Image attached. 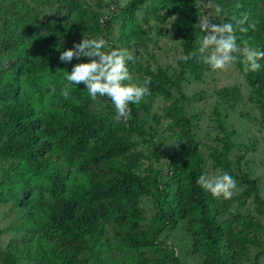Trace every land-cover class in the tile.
I'll return each mask as SVG.
<instances>
[{
    "label": "trees",
    "instance_id": "trees-1",
    "mask_svg": "<svg viewBox=\"0 0 264 264\" xmlns=\"http://www.w3.org/2000/svg\"><path fill=\"white\" fill-rule=\"evenodd\" d=\"M147 1L129 0L114 14L104 16L88 3L71 0L69 18L59 26L36 28L29 34L18 30L16 48L9 54L13 59L0 66V160L10 161L8 173L13 171L15 178L12 184L5 179L0 183V201L9 194L27 211L31 238L25 254L34 264H91L81 253L95 248L99 264H177L173 250L151 261L140 256V249L157 247L159 235L186 218L191 223L186 228L193 237L194 251L205 257L204 264H236L250 246L259 249L254 264H262L259 257L264 255V239L258 233L264 224L241 212L224 217L229 200L213 198L196 183L205 174V158L193 133L192 119L184 110L187 96L180 82L186 69L199 77L201 61L181 60L178 75H172L162 66L153 69L148 62L140 61L139 52L132 54L135 62H128L129 72L138 73V82L151 77V95L139 105H129L131 113L126 122L116 121L115 108L106 98L111 111L96 113L84 85H71L65 79L73 64L87 58L62 63L60 53L82 38H94L102 30L111 33L115 20L119 21L120 42L129 45L131 41H143L136 11ZM261 1L217 0L226 12L220 23L245 13L250 22H256L255 30L237 33L242 37L237 41L241 46L247 41L248 46L264 50ZM145 12L160 24L180 14L174 20L173 33L180 42L181 56L198 49L193 23L199 12L194 0H153ZM165 31L164 26H157V33ZM111 43L112 48H118ZM260 63L261 69L254 73H245L239 61L235 64L250 86V100L259 109L264 124V60ZM65 89L70 93L68 97L62 95ZM159 98L166 104L163 115L156 114L154 118L171 119L177 145L165 146L163 153L157 152L154 145L153 155L156 159L168 158L169 171L177 178L173 192L170 185L159 189L161 170L152 163L144 168L146 174L138 170L144 155L135 148L138 142L132 138L133 133H145L138 119L142 111L149 113ZM219 124L224 135L222 146L211 148L210 156L216 166L232 174L228 153L236 145L231 140L233 132L221 121ZM234 177L244 186L242 196H252L256 211L263 213L264 197L258 178L247 172ZM141 195L152 196L156 209L155 226L147 230L140 226L145 218V210L138 202ZM10 248L8 245L0 252V264L17 263ZM107 252L114 253L113 262L102 259Z\"/></svg>",
    "mask_w": 264,
    "mask_h": 264
},
{
    "label": "rangeland",
    "instance_id": "rangeland-1",
    "mask_svg": "<svg viewBox=\"0 0 264 264\" xmlns=\"http://www.w3.org/2000/svg\"><path fill=\"white\" fill-rule=\"evenodd\" d=\"M92 6L93 10L102 15L114 14L118 9L129 0H80ZM153 0H148L136 11L137 23L143 30L144 40L139 42L131 41L129 45L119 41V21L113 22L111 33L107 34L105 30L100 31L95 37H103L110 48L112 43L118 48H126L134 54L139 52V60L148 62L153 69L162 66L172 75H178L180 70L181 46L179 40L174 36V20L181 17L180 14H174L167 18L161 24L155 21L151 16L146 15L145 7ZM71 0H0V66L8 64L13 57L9 54L15 49V36L21 29L24 34H29L38 28L45 29L47 26L54 28L69 18V3ZM217 3V0H215ZM206 0H194L195 8L199 14L195 15V28L197 43L199 46L200 38L203 33L198 29L200 18L210 17L212 23H220L221 16L214 14L212 9L205 7ZM264 5V0L261 1ZM104 18V17H103ZM17 19V20H16ZM157 26H164L168 31L157 33ZM11 35L9 38L8 35ZM7 41L4 42L3 39ZM20 39L17 41L19 42ZM80 42V41H79ZM245 46V45H244ZM243 47V46H241ZM7 48V54L4 50ZM76 62L77 59H75ZM201 73L195 77L190 69H186L182 79L181 87L187 98L183 101L185 113L191 117L192 130L196 140L199 142L200 152L205 158L203 164L204 172L209 175L221 174L229 171L216 166L211 159L210 150L213 147L221 149V138H224L219 122L221 121L228 130L232 131L231 140L236 145L228 153V159L231 162L233 173L241 174L247 172L251 177L258 178L260 194L264 197V124L261 121L260 111L250 100V86L246 83L242 71L234 64L228 70L213 71L209 66L201 62ZM134 83L138 82V73H132ZM175 95L178 93L175 91ZM166 102L159 98L157 104L149 113L141 112L138 122L141 123L145 133H133V140L138 143L135 148L144 155L140 160L138 170L144 175V168L152 163L157 169L161 170L158 176L159 189L163 190L167 185L172 186V192L177 187V178L172 177L169 171L168 158L162 156L155 158L153 155L154 145L157 152L163 153L165 146L177 145L170 127L171 119L160 117L159 120L154 115H163V106ZM91 106L98 113L110 112V105L104 97H98L92 100ZM114 116L113 114L110 115ZM10 161L0 160V183L3 179L7 184L15 181L14 172L8 173ZM236 183L237 180L234 177ZM238 186V191L234 193L224 217L230 213L241 212L249 214L264 224V212L258 213L252 196H242L243 185ZM139 205L145 210L144 220L140 222L141 230H147L155 226L156 209L154 199L150 195H141L138 198ZM27 211L19 206L14 198L6 194L0 201V252L11 246L10 252L17 258L16 264H34L32 258L25 254V250L30 249L27 246V240L31 238L29 233L30 225L28 223ZM190 220L185 219L179 222L175 227H167L158 238L157 247H148L140 249V256L149 260L162 258L168 252H172L173 257L178 258L177 264H204L205 257L194 251L193 237L188 232L187 226ZM258 235L264 239V228ZM84 250L81 253L82 258L89 259L91 264H99L95 252ZM259 249L250 246L246 255L236 264H254L255 254ZM118 256L119 255H115ZM172 256V255H171ZM114 253L107 252L102 259L107 262H113ZM259 261L264 264V255L259 257ZM150 264H152L150 262ZM164 264H176L167 261Z\"/></svg>",
    "mask_w": 264,
    "mask_h": 264
},
{
    "label": "clouds",
    "instance_id": "clouds-1",
    "mask_svg": "<svg viewBox=\"0 0 264 264\" xmlns=\"http://www.w3.org/2000/svg\"><path fill=\"white\" fill-rule=\"evenodd\" d=\"M205 7L212 9L217 16L226 14L223 6L215 0H206ZM255 28L256 22H250L247 13L239 18L233 16L230 22L223 23H212L210 17L200 18L198 29L203 36L198 49L182 55L180 59L188 61L197 58L213 71L228 70L239 61L245 73L257 72L261 69L260 61L264 60V50L248 46L247 41H243V47L237 43L238 39H242L237 33H247L249 29ZM81 57L87 60L73 64L71 71L65 73V79L71 85L83 84L92 100L98 97L110 100L115 108L117 122H126L130 118V104L139 105L146 96L151 95V77H145L142 82H132L128 62H135V58L126 48H110L103 37L82 38L73 47L62 51L59 60L71 63L74 58L79 60ZM55 91L53 88L52 92ZM69 94L67 89L62 91L64 97ZM196 183L217 199H231L238 191L234 177L227 172L201 174Z\"/></svg>",
    "mask_w": 264,
    "mask_h": 264
}]
</instances>
